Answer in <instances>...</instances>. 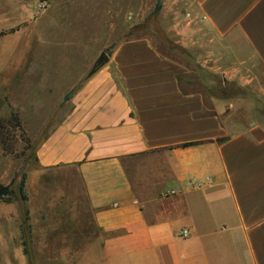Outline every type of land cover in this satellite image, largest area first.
<instances>
[{"label":"crops","instance_id":"0c3cea01","mask_svg":"<svg viewBox=\"0 0 264 264\" xmlns=\"http://www.w3.org/2000/svg\"><path fill=\"white\" fill-rule=\"evenodd\" d=\"M33 2L0 0V87L35 41ZM182 21L176 42L205 73L263 87L264 0H201ZM109 57L36 152L37 171L75 174L59 198L76 264H264V123L229 125L242 101L208 103L148 36Z\"/></svg>","mask_w":264,"mask_h":264},{"label":"rangeland","instance_id":"374dc122","mask_svg":"<svg viewBox=\"0 0 264 264\" xmlns=\"http://www.w3.org/2000/svg\"><path fill=\"white\" fill-rule=\"evenodd\" d=\"M200 1L34 0L35 22L25 27L35 32V41L15 80L0 87V125L4 127L0 129V183H19L23 173L28 175L31 232L25 246L21 204L15 198L3 201L0 264H76L86 249L75 246L72 236L65 239L70 232L61 224L63 201L59 197L74 190L69 182H75V174L37 171L36 152L68 112L66 94L78 90L101 54L109 55L120 42L150 37L163 54L195 73L199 85L191 90L203 91L208 103L214 97L242 101V106L229 112V125L264 123V84L256 88L223 85L221 78L205 73L177 44L175 27ZM158 2L161 8L155 12ZM190 80L188 75L181 77L186 89Z\"/></svg>","mask_w":264,"mask_h":264},{"label":"trees","instance_id":"16d2710c","mask_svg":"<svg viewBox=\"0 0 264 264\" xmlns=\"http://www.w3.org/2000/svg\"><path fill=\"white\" fill-rule=\"evenodd\" d=\"M161 8V4L160 2L157 3V7H156V11L158 12ZM112 52H110L109 56L112 55ZM98 70L93 71L92 73L97 72ZM92 75V74H91ZM77 90L71 91L68 94H66L65 98H64V103L69 102L72 97L74 96V94L76 93ZM15 116V120L18 121V117L16 115ZM4 127L0 125V129H3ZM195 143H188V144H184V147H188V146H192ZM27 179H28V175L26 173H23L21 175V179L20 182H13L11 185H3L0 183V204L5 201L6 199L9 198H15L17 199L22 207V211L24 214V218H23V223H22V231H23V235L25 237L24 240V244L26 246L27 244V239H29L30 237H28V235H30L31 232V225H30V211L27 209V202L29 200V197L27 195L26 192V185H27Z\"/></svg>","mask_w":264,"mask_h":264},{"label":"water","instance_id":"95a60500","mask_svg":"<svg viewBox=\"0 0 264 264\" xmlns=\"http://www.w3.org/2000/svg\"><path fill=\"white\" fill-rule=\"evenodd\" d=\"M110 57L108 54H106L105 52H103L97 62V64L95 65V68L93 71L95 70H99L101 69L103 66H105L106 64L109 63Z\"/></svg>","mask_w":264,"mask_h":264},{"label":"built area","instance_id":"2783aa9c","mask_svg":"<svg viewBox=\"0 0 264 264\" xmlns=\"http://www.w3.org/2000/svg\"><path fill=\"white\" fill-rule=\"evenodd\" d=\"M183 235H184V236H187V235H188V232H187V231H184V232H183Z\"/></svg>","mask_w":264,"mask_h":264}]
</instances>
